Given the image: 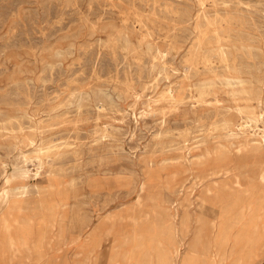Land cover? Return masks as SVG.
<instances>
[{
	"label": "rangeland",
	"instance_id": "374dc122",
	"mask_svg": "<svg viewBox=\"0 0 264 264\" xmlns=\"http://www.w3.org/2000/svg\"><path fill=\"white\" fill-rule=\"evenodd\" d=\"M202 6L251 16L254 52L232 50L264 81V0H0V193L26 169L14 182L39 202L18 214L32 226L30 247L11 248L0 264L110 263L103 252L119 264H230L241 224L221 230L218 219L212 253L190 246L199 192L227 196L224 182L252 190L248 229L262 249L245 234L240 255L259 251L254 264H264V84L260 95H233L217 77L202 91L207 67L220 64L218 26L196 25ZM247 104L254 113L239 111ZM169 211L185 234L166 230ZM139 235L149 245L137 247ZM93 238L102 239L96 251Z\"/></svg>",
	"mask_w": 264,
	"mask_h": 264
},
{
	"label": "bare ground",
	"instance_id": "6f19581e",
	"mask_svg": "<svg viewBox=\"0 0 264 264\" xmlns=\"http://www.w3.org/2000/svg\"><path fill=\"white\" fill-rule=\"evenodd\" d=\"M203 3H205V2L202 1V4ZM201 8H202V10H200L201 12L196 14V20H197L196 25L200 29H202L204 25H207V26L216 25V26H218V27L214 28L212 32H215V35L217 38V45H215L216 47L215 46L214 47L217 49L218 54H219V58H220V64L219 65H216V66L211 65V66L207 67L206 70L208 72L213 73V75L208 77V78H205L204 81L200 84V86L202 87V91L204 90L203 88H205L204 86L208 83L206 81V79L212 80L215 78L217 79V77H219L224 81V83L231 86L230 91L232 92L233 95H238V93L240 91H243V89L244 90L245 89L255 90L260 95L261 92H263L262 89H263L264 81L261 79L258 82H255L251 77H249L246 73L252 72V70H253L252 69V67H253L252 62L246 60V58L239 60L237 58L238 53H236L235 51L232 50V47H235V50L236 49H243L244 51L248 50L249 54H251V55L254 52V51L252 52V50L256 46L254 41L259 39L258 37H260V36H257V34H255L253 31V28L251 26V21H250L251 16L249 14L245 13L244 10L241 9V7H237V8H235V10H232L228 6L219 7V8L215 7L214 12L209 11L207 9V7H204V6H202ZM198 41H199V39H198ZM211 42L215 43V41H212V40H211ZM195 47H196V45H195ZM194 50H193V52H194ZM244 53H246V52H244ZM195 56H197V54ZM206 57H208V54ZM192 60H190V62ZM208 60H206V61H208ZM123 61H125V60H123ZM194 63H195V61H194ZM192 66H193V63H192ZM196 67H199V66H196ZM197 73H198V71H197ZM252 74H253V72H252ZM255 76H257V75L255 74ZM217 80H219V79H217ZM247 82L251 83L250 87H245V83H247ZM237 85H239V86H237ZM240 85H242V86H240ZM212 87H211V89H212ZM171 90H172L171 88L168 89L165 93H163V95L169 94ZM205 94H208V93H205ZM251 94H252V92H251ZM203 95H204V92H203L202 96ZM200 98H203V97H200ZM261 98H262V96H261ZM203 99H205V98H203ZM253 101H254V99H253ZM210 102H212V101H210ZM248 104L246 106L239 107V109H240L239 111L243 112V114H244V111L254 113L255 111H254L253 106L248 105ZM228 107L230 109V106H228ZM260 116H261V114H252V115H248L245 117H248V120L253 122V121H258L260 119ZM244 122L240 123L241 126H244V125L245 126H251L253 131H255L256 126H258V125L251 123V122H250L251 124H249V123H247L248 121H246V124H244ZM225 133H227V132H225ZM231 133H233V132L231 131L229 133V136L232 135ZM256 133H258V132H256ZM232 136L234 137L235 135H232ZM41 159H39V162L35 163L36 164L35 175H40L41 170L44 167V162ZM27 172L28 171L26 169H24V170L20 171L18 174H15V172L10 174L8 176V180H10V182L12 181V183L10 184V186L5 187L3 189V191L0 193V262L4 261L6 259V255H8L11 248L18 247V246H20V247L29 246L30 247V245H27L26 240L29 238V235L31 236L33 234L32 226L27 225V224L26 225L23 224L20 221V219L18 218V214H19V211H21V209L24 208L26 205H30L32 202H36V204L39 205V202L36 199L32 200L30 194H32L33 191L30 190V185L27 184V182H22V180H20L19 182H14V180H17L18 178L24 176ZM262 177H264V175H262ZM235 182L241 184L237 180ZM220 184H221V186H219V187L223 188V190L228 188L227 190L229 191V194L227 196L225 194L221 193V191L218 192L219 196L217 194L215 195L212 191L214 188L215 189H217V188L212 187V186L205 187L204 189H202L199 192L198 201L200 202V207L198 205V208H200V209L197 208L198 214L196 215V221L199 222V224L196 228L195 235L193 237L192 242L190 243V246L192 248H194L195 251H201L204 254L212 253L213 246L211 244L209 237H210V232H212L211 230L215 227L216 222H218L217 220L219 219L218 223H219L221 230L223 229V226L225 225L226 221H229V222L234 223V224H241L240 229L237 231V234L235 236L234 245L232 246V251H231L232 260H231L230 264H254L255 257H256V255H259V251L251 252L245 258H243L240 255V251L242 249L241 248V240H242L243 236H245V234H249V235L253 236L254 240L258 244V249H262V245L259 241V237L250 234L249 229H248L249 224L251 223V220H252V219H248V217H247L249 209L252 206V201L250 200L251 196H252V193H251L252 190H250V189L241 190L238 188H236V190H234V189L231 190V188L233 186L231 183L224 182V183H220ZM209 212L212 213V216L210 218L207 217V215L209 216ZM176 214H177V212H176ZM193 215H194V213H193ZM176 216L177 215H175L169 211L167 213V216H166V219L164 222L166 230L169 231L171 233V235H173L174 237L179 235V232H181L182 234H185L188 231V229L186 231V228L178 225V221H177ZM182 217H183L182 223H185V221L189 217V215L184 213V214H182ZM93 239L94 240L92 242L91 247H92V250L96 251L98 249V247H101L102 239L101 240H99L97 238H93ZM146 242L147 241H145V238L139 235L138 242L136 243V246L140 247V246L149 245V243H146ZM33 244H34L33 249L35 251V260L34 261L37 263L40 259H42V257L45 254L44 250H43V243H42V240L39 238V239L33 240ZM117 255L110 257L109 254H105V252H103L101 257H102V259L104 257H107L108 261L110 262L108 264H119V260L117 258ZM99 258H98V260H99ZM96 262L98 264H103L102 260L96 261ZM161 264H172V263L170 261H168L167 259L163 258L161 260Z\"/></svg>",
	"mask_w": 264,
	"mask_h": 264
}]
</instances>
